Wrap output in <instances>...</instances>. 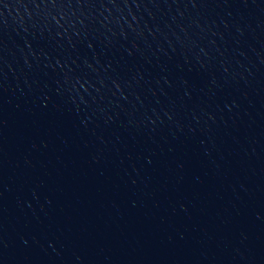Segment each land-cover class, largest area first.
Here are the masks:
<instances>
[{"label": "water", "instance_id": "obj_1", "mask_svg": "<svg viewBox=\"0 0 264 264\" xmlns=\"http://www.w3.org/2000/svg\"><path fill=\"white\" fill-rule=\"evenodd\" d=\"M0 264H264V0H0Z\"/></svg>", "mask_w": 264, "mask_h": 264}]
</instances>
